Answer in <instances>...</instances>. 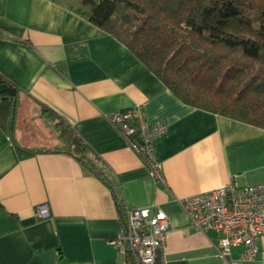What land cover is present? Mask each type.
Masks as SVG:
<instances>
[{
	"label": "crops",
	"instance_id": "crops-1",
	"mask_svg": "<svg viewBox=\"0 0 264 264\" xmlns=\"http://www.w3.org/2000/svg\"><path fill=\"white\" fill-rule=\"evenodd\" d=\"M88 13L80 0H0V264H124L113 193L123 208L165 211L159 264H224L217 234L192 225L180 199L233 175L264 182V128L181 102ZM9 84L16 95L1 97ZM41 104L82 138L109 185L63 149ZM134 105L147 123L167 124L155 144L164 182L109 119ZM16 146L44 150L21 157ZM41 204L49 217H37ZM257 243L239 264H264V235Z\"/></svg>",
	"mask_w": 264,
	"mask_h": 264
},
{
	"label": "trees",
	"instance_id": "trees-1",
	"mask_svg": "<svg viewBox=\"0 0 264 264\" xmlns=\"http://www.w3.org/2000/svg\"><path fill=\"white\" fill-rule=\"evenodd\" d=\"M183 103L264 128V0H80ZM9 84L1 97L16 95ZM63 149L107 185L89 148L53 110ZM28 156L44 149H25ZM47 150V149H45ZM122 223L126 208L113 193ZM124 264H138L131 255Z\"/></svg>",
	"mask_w": 264,
	"mask_h": 264
},
{
	"label": "built area",
	"instance_id": "built-area-1",
	"mask_svg": "<svg viewBox=\"0 0 264 264\" xmlns=\"http://www.w3.org/2000/svg\"><path fill=\"white\" fill-rule=\"evenodd\" d=\"M109 119L150 173L164 182L155 144L167 132V124L144 121L141 105L116 111ZM180 201L192 225L217 234L216 255L224 264H239L257 255L258 239L264 235V182L240 185L233 175L226 184ZM36 214L39 218L49 217L47 205H38ZM169 230L168 217L160 207L128 208L112 243L123 257L129 254L138 264H156L159 252L166 247ZM237 246L243 250L234 258L232 249Z\"/></svg>",
	"mask_w": 264,
	"mask_h": 264
},
{
	"label": "water",
	"instance_id": "water-1",
	"mask_svg": "<svg viewBox=\"0 0 264 264\" xmlns=\"http://www.w3.org/2000/svg\"><path fill=\"white\" fill-rule=\"evenodd\" d=\"M156 264H159L158 260H157Z\"/></svg>",
	"mask_w": 264,
	"mask_h": 264
},
{
	"label": "rangeland",
	"instance_id": "rangeland-1",
	"mask_svg": "<svg viewBox=\"0 0 264 264\" xmlns=\"http://www.w3.org/2000/svg\"><path fill=\"white\" fill-rule=\"evenodd\" d=\"M88 156H89V154H88Z\"/></svg>",
	"mask_w": 264,
	"mask_h": 264
}]
</instances>
